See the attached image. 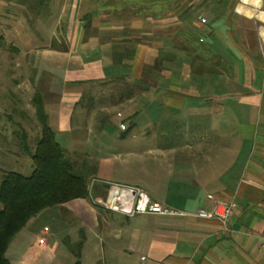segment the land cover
<instances>
[{
  "label": "crops",
  "instance_id": "obj_1",
  "mask_svg": "<svg viewBox=\"0 0 264 264\" xmlns=\"http://www.w3.org/2000/svg\"><path fill=\"white\" fill-rule=\"evenodd\" d=\"M66 2L49 40L35 48L60 62L44 76L43 105L55 136L70 141L77 130H90L84 110L74 118L90 85L118 78L141 85L136 100H124L129 123L102 129L110 137L117 128L121 136L130 132L132 140L97 144L107 156L98 167L122 162L131 182L114 181L117 193L134 188L185 213L128 216L103 206V228L90 232L101 244L91 245L86 264H264V0ZM174 4L183 5L159 16L141 11ZM227 200L236 204L227 228L193 216ZM35 243L18 264H53L56 257L74 264L66 245L59 251L44 238Z\"/></svg>",
  "mask_w": 264,
  "mask_h": 264
},
{
  "label": "rangeland",
  "instance_id": "obj_2",
  "mask_svg": "<svg viewBox=\"0 0 264 264\" xmlns=\"http://www.w3.org/2000/svg\"><path fill=\"white\" fill-rule=\"evenodd\" d=\"M65 4H67L66 0H0V152H4V155L0 157V178L2 171L9 169L25 176L30 175L33 170L30 154L40 135V125L32 109L35 108L32 100L34 95L38 94L43 102L47 89L44 78H48L47 72L54 73L60 68L58 66L60 62L49 57L41 58L35 48L39 45L38 42L49 40L48 37L55 29V24L57 26V19L63 13L62 7ZM175 5L168 9L164 5L154 8L146 7L141 11L143 15L159 16L167 12H177L183 4ZM87 14L82 15L83 24L88 22ZM76 16L81 17V13L73 15L75 21H77L74 18ZM56 45L53 44L54 47ZM62 46L64 45H57L58 48ZM127 82L123 78V80L97 82L90 85L83 93L84 98L81 104L78 103L75 107L74 117L77 119L80 116V109L84 110L89 118L90 130L87 132L77 130L76 137L73 136L71 138L73 140L70 139V141L64 135L57 133L56 138L60 146L67 151L88 152L90 161L96 166L87 176L90 195L87 198H76L66 204L47 208L33 217L14 236L7 248L6 255L14 264H18L25 246L36 244L35 241L38 238L48 240L49 245L58 243L59 251L66 245L75 259L74 264L79 257L83 260L81 264H86V254L89 250L91 251V245L100 243L93 240L90 232L92 233V229L103 228L102 220L99 219V215L107 210L103 206L107 205L110 209H115V202H108L109 199L106 197L115 196V194L117 196L122 191L117 193V189L114 190L111 184L114 181L125 184L131 182L132 174L122 162L113 161L112 165L107 163L108 166L99 168L100 159L107 156L100 157L97 151V144H102V148L113 145L119 147L123 145L121 141L125 138L132 140L133 134L130 132L121 136L117 128L114 137H110L106 130L102 132L103 127L100 126L106 120L108 122L106 124L112 127L129 123L127 112H125L127 109L125 104L129 101L119 102L120 91H123ZM139 92L135 93L136 97ZM91 99L93 104L90 102ZM139 106L140 104L137 107ZM45 113L47 115V112ZM23 123L28 124L27 129L22 126ZM23 134L27 136L24 140L28 150L25 152H23L24 141L21 139ZM123 143H126V140ZM105 178L112 182L104 183ZM93 213L98 214L93 220L94 224L90 220ZM88 235L91 240L89 249L87 247L82 250L77 242L72 241L74 236L79 240ZM53 264H63V258L56 257Z\"/></svg>",
  "mask_w": 264,
  "mask_h": 264
},
{
  "label": "trees",
  "instance_id": "obj_3",
  "mask_svg": "<svg viewBox=\"0 0 264 264\" xmlns=\"http://www.w3.org/2000/svg\"><path fill=\"white\" fill-rule=\"evenodd\" d=\"M142 88L139 84L127 82L123 91H120L119 102L134 97ZM83 98L82 95L78 103ZM92 100L90 102L93 104ZM32 103L35 105V114L40 125V135L30 154L33 170L30 175L25 176L9 169L2 171L0 178V264H12L6 255L9 244L38 213L90 195L87 176L96 167L90 161L88 153L67 151L60 146L38 94L34 95ZM106 123L107 120L100 126L104 127ZM21 139L24 141L25 152L28 150L25 143L27 136L23 134ZM81 245L82 238L78 247L81 248ZM75 264H80L79 259Z\"/></svg>",
  "mask_w": 264,
  "mask_h": 264
},
{
  "label": "built area",
  "instance_id": "obj_4",
  "mask_svg": "<svg viewBox=\"0 0 264 264\" xmlns=\"http://www.w3.org/2000/svg\"><path fill=\"white\" fill-rule=\"evenodd\" d=\"M199 19L202 23L206 21L203 17H200ZM121 128L124 129V125H122ZM114 202L115 209L128 216L142 212L151 214L156 213L164 216H181L185 214L182 211L180 212L158 202H152L142 191L140 192L139 190L130 187L122 189L120 194L115 196ZM235 206L236 204L234 200H227L219 202V204H214L210 210L206 211L202 209L194 213L193 216L201 219H215L227 228V225L230 222L229 220L233 216Z\"/></svg>",
  "mask_w": 264,
  "mask_h": 264
}]
</instances>
